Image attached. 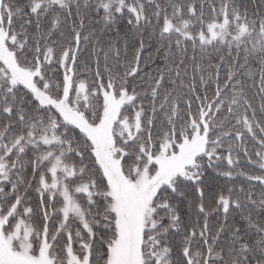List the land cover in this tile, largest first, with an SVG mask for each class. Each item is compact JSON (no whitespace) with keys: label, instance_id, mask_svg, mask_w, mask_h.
I'll use <instances>...</instances> for the list:
<instances>
[{"label":"snow or ice","instance_id":"6c2138e0","mask_svg":"<svg viewBox=\"0 0 264 264\" xmlns=\"http://www.w3.org/2000/svg\"><path fill=\"white\" fill-rule=\"evenodd\" d=\"M0 264H264V0H0Z\"/></svg>","mask_w":264,"mask_h":264},{"label":"trees","instance_id":"16d2710c","mask_svg":"<svg viewBox=\"0 0 264 264\" xmlns=\"http://www.w3.org/2000/svg\"><path fill=\"white\" fill-rule=\"evenodd\" d=\"M241 2L251 7L252 5H255L257 3V0H241ZM97 27H100V25H98ZM109 38L110 39H116V37H115L114 34H110L109 35ZM249 144H251V141H249ZM218 183L221 184V185H225V184H229V183H237V184H240V183H243V181L242 180H237V181L229 182V181H227L224 178H220L218 180ZM257 191H259V189H257Z\"/></svg>","mask_w":264,"mask_h":264}]
</instances>
